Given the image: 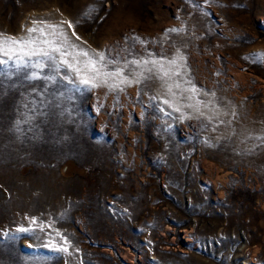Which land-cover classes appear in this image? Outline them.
I'll return each mask as SVG.
<instances>
[{
	"label": "rangeland",
	"instance_id": "1",
	"mask_svg": "<svg viewBox=\"0 0 264 264\" xmlns=\"http://www.w3.org/2000/svg\"><path fill=\"white\" fill-rule=\"evenodd\" d=\"M47 25L133 82L0 66V264H264V0H0Z\"/></svg>",
	"mask_w": 264,
	"mask_h": 264
},
{
	"label": "snow or ice",
	"instance_id": "2",
	"mask_svg": "<svg viewBox=\"0 0 264 264\" xmlns=\"http://www.w3.org/2000/svg\"><path fill=\"white\" fill-rule=\"evenodd\" d=\"M34 23H36L34 21ZM72 25L69 23V27ZM47 28L51 29L50 33H46L45 28H37L32 27L27 29L28 36L27 37H10L6 36L3 33H0V66L6 65L9 61L13 63V66L17 69L21 67H34L40 70H43L46 64L52 68L53 71L59 70V64L66 65L70 70L76 72L78 76H80V83L82 85H85L90 90L91 88H96L100 86H107L110 90L117 89L120 87L121 84H130L133 81L128 80V78L124 75L123 69H116L114 71L112 70H106L108 67V64L115 63L112 60L106 61L105 55L103 53H96L95 57L90 56L87 51L80 50L76 53L75 56H73V59L76 60V64L69 63L67 59L64 57H67L71 55L64 47L63 44L58 43L56 39H40L33 37L31 34L33 33H39L40 37H46V36H57V28L53 25H47ZM169 31H179L178 29H170ZM59 35H63V33H60ZM77 39H80V37L77 36ZM66 43V40H65ZM41 45H44V47H41ZM60 57L59 64H57V55ZM44 57L46 58L45 61L37 62L35 64L29 65L28 61L31 60L32 57ZM83 56L87 57V59L83 62L82 66H78L80 64V61L77 59V57ZM3 57H6L7 59H3ZM178 59L183 60L184 58L182 56H179ZM50 62V63H49ZM168 63L172 65L177 64V60H171ZM128 64H134L137 67H140L142 64H152L153 67L147 69V71H157L161 74V78L168 77L170 75L169 71L164 70L163 62L160 60H145V61H137L132 60L128 61L124 65V69H127ZM54 66V67H53ZM142 75L141 73L137 74ZM175 75H179V72L177 71ZM27 79H38L39 76L37 73H32L30 76H26ZM45 79H51L54 80L55 77L48 76L45 77ZM109 81H112V83H109ZM70 83L72 81H69ZM136 82H139L138 80ZM179 87V85H177ZM123 90V89H120ZM169 91H171V88H169ZM193 92H195V89H192ZM176 111H179V109H175ZM18 231H26V229L20 228ZM56 251L61 252H67L68 248H56Z\"/></svg>",
	"mask_w": 264,
	"mask_h": 264
}]
</instances>
